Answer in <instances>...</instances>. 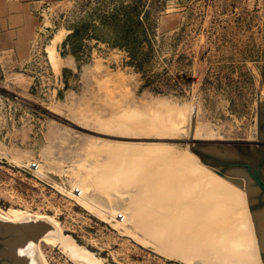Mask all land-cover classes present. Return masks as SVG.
<instances>
[{"label": "rangeland", "instance_id": "rangeland-1", "mask_svg": "<svg viewBox=\"0 0 264 264\" xmlns=\"http://www.w3.org/2000/svg\"><path fill=\"white\" fill-rule=\"evenodd\" d=\"M42 20L29 58L0 53V228L33 223L41 234L20 257L220 264L210 253L188 263L135 238L129 230L153 222L136 201L143 186L105 179L119 165L117 148L166 149L180 159L209 146L258 164L264 0H60L45 6ZM134 115L151 118L137 125L156 133L136 130ZM215 161L229 171V162Z\"/></svg>", "mask_w": 264, "mask_h": 264}, {"label": "bare ground", "instance_id": "bare-ground-1", "mask_svg": "<svg viewBox=\"0 0 264 264\" xmlns=\"http://www.w3.org/2000/svg\"><path fill=\"white\" fill-rule=\"evenodd\" d=\"M59 40V36L54 37L48 48L52 58L54 57L53 46ZM134 116L132 118L135 120H132L136 121L134 122L136 125L137 123H150L151 118L148 119V116V121L142 116ZM155 120L154 122L157 121L161 126V121ZM152 121L151 123H154ZM158 124L155 123L154 127ZM128 125L132 126L130 123ZM136 125L134 124L133 127ZM150 125L147 128L148 132L146 127H139L141 125L134 128L136 130L141 128L140 133L145 130L147 134L153 133L152 130L149 132V129L152 128L155 132L159 128L155 129L152 124ZM167 126L171 125L168 123ZM159 130H157L158 133H160ZM195 130L194 137H197V129ZM170 136L175 135L170 134ZM117 149L115 153L113 150L112 160L114 162L115 158L119 165L111 169V173L107 175L108 179H105V185L119 183L129 188L141 184L143 193L136 197L138 203L135 202L138 204L139 211L145 210L146 217H150L153 221L152 223L143 221L133 230H129L135 238L152 244L156 243L158 250L171 256H178L188 263L196 256L210 253L213 255L212 261L216 260L220 264H262L258 259V247L259 251L260 249L264 251V209L249 212L247 196L257 194V191L250 186L252 181L247 175L242 177L243 185L240 188L216 175L195 154L190 152L176 159L174 154L166 149L160 151L158 148H153L141 151L138 148V151L134 148L132 152L126 151L125 148H119L118 151ZM16 218L15 222L18 221ZM141 218L144 219V217ZM12 221L14 222L13 219ZM21 252L24 251L21 250ZM20 256L21 254H16L17 260L13 264H34L28 257L24 256L26 259H22Z\"/></svg>", "mask_w": 264, "mask_h": 264}, {"label": "water", "instance_id": "water-1", "mask_svg": "<svg viewBox=\"0 0 264 264\" xmlns=\"http://www.w3.org/2000/svg\"><path fill=\"white\" fill-rule=\"evenodd\" d=\"M264 131L261 132L263 136ZM190 152L195 154L199 160L206 166H208L216 175L222 177L229 182L242 187L243 180L242 177L245 175L248 176V173L252 171L251 167L247 163H241L245 159L241 158L238 153L234 151L222 152L212 149L209 146L202 147H191ZM230 152V153H229ZM206 155L211 157L229 162L228 170L224 169V165L221 162L215 161V159H209ZM243 160V161H242ZM254 181L257 186L264 192V183L257 177L254 176ZM252 212L249 204V212ZM25 225V227H24ZM22 226L14 224H6L4 230H0V264H12L15 262L16 254L19 252V249L28 241L33 242L36 238L40 237L39 232L40 226H36L33 223H27ZM39 228L36 229L35 227ZM260 260L264 264V251L261 250Z\"/></svg>", "mask_w": 264, "mask_h": 264}, {"label": "crops", "instance_id": "crops-1", "mask_svg": "<svg viewBox=\"0 0 264 264\" xmlns=\"http://www.w3.org/2000/svg\"><path fill=\"white\" fill-rule=\"evenodd\" d=\"M60 0H0V53L25 60L42 27L46 5Z\"/></svg>", "mask_w": 264, "mask_h": 264}, {"label": "flooded vegetation", "instance_id": "flooded-vegetation-1", "mask_svg": "<svg viewBox=\"0 0 264 264\" xmlns=\"http://www.w3.org/2000/svg\"><path fill=\"white\" fill-rule=\"evenodd\" d=\"M257 157L259 159V162L257 165H251L249 164L247 161H243L241 163H247L250 165L252 171L250 173H248V177L252 180V186L256 189V193L253 196L249 195V199L250 201V209L252 211H258V209L263 210L264 209V192L257 186V184L254 181V176H257L263 183H264V171H263V167H264V149H258L257 150ZM258 189V190H257ZM253 200V201H252Z\"/></svg>", "mask_w": 264, "mask_h": 264}]
</instances>
